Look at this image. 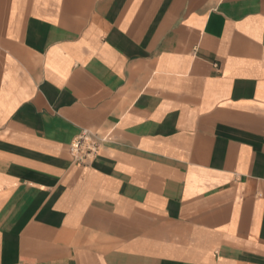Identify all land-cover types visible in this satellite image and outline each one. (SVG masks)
I'll use <instances>...</instances> for the list:
<instances>
[{
    "label": "crops",
    "instance_id": "obj_1",
    "mask_svg": "<svg viewBox=\"0 0 264 264\" xmlns=\"http://www.w3.org/2000/svg\"><path fill=\"white\" fill-rule=\"evenodd\" d=\"M0 264H264V0H0Z\"/></svg>",
    "mask_w": 264,
    "mask_h": 264
},
{
    "label": "built area",
    "instance_id": "obj_2",
    "mask_svg": "<svg viewBox=\"0 0 264 264\" xmlns=\"http://www.w3.org/2000/svg\"><path fill=\"white\" fill-rule=\"evenodd\" d=\"M105 141L106 139L98 133L82 130L69 144L72 161L79 165H86L97 157Z\"/></svg>",
    "mask_w": 264,
    "mask_h": 264
}]
</instances>
